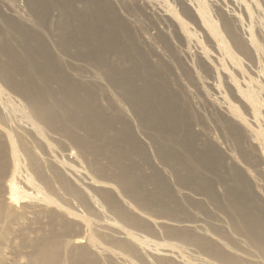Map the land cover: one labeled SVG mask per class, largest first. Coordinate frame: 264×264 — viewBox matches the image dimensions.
<instances>
[{
  "label": "bare ground",
  "instance_id": "1",
  "mask_svg": "<svg viewBox=\"0 0 264 264\" xmlns=\"http://www.w3.org/2000/svg\"><path fill=\"white\" fill-rule=\"evenodd\" d=\"M23 1L0 0V264H264L245 0Z\"/></svg>",
  "mask_w": 264,
  "mask_h": 264
},
{
  "label": "rangeland",
  "instance_id": "2",
  "mask_svg": "<svg viewBox=\"0 0 264 264\" xmlns=\"http://www.w3.org/2000/svg\"><path fill=\"white\" fill-rule=\"evenodd\" d=\"M14 1H16V0H11V3H14L15 5L14 4L13 5L16 6V7H17V5L18 6L20 5V7L21 6L23 7V5H25L23 0H18L20 2H17V3L14 2ZM124 1H127V0H124ZM128 1H130V0H128ZM157 1L158 0H152L151 2H156L155 4H157L158 6H161V7H164L161 4H165V3L169 2L168 5L170 7H172V5H173V7L170 10L174 9L175 10V11L173 10L174 12H178L179 11L178 8L180 9V6H178L179 4L175 0H174L175 2L173 0H168V2H166L167 0H165L164 3H157ZM160 1L163 2L162 0H160ZM221 1L228 8L233 7L232 4H231V0H221ZM129 3H132V2H129ZM171 3H173V4L170 5ZM174 3H176V5H177V6L175 5L176 7L174 6ZM245 3L247 5L248 10L251 12V15H252V17L254 19V24L256 26V28L253 30L252 37H253V40H254L256 46L258 47V54H259V57H260V65H261V76H259V77L258 76L257 77H251L253 75H252L251 69H250V62L244 56H242V55H239V56L241 58V62L244 64L245 70L247 71L246 75L253 79L254 85L258 87V90L261 93L262 98L264 99V0H245ZM165 6H167V4H165ZM132 7H134L133 4H132ZM134 9H136V8H134ZM3 11L5 12V14H6V12L8 13V11L5 8H4V10L2 9V12ZM135 12H136L137 16L139 14L138 17L140 18L141 22L144 20L142 22V25L145 26V28L148 27L149 24H150L149 22H147L148 20L145 19V17L141 14V12H139V10H136ZM174 12H173V14H174ZM237 12L240 14L241 18H243L245 20V17L243 15V13H240L238 10H237ZM26 14H27V12H26ZM169 15H171V14H169ZM146 23H148V24H146ZM193 27H194V25H193ZM194 29L198 31L196 26L194 27ZM202 38H203V43L205 42L204 45H206L208 47L209 44H207L208 43L207 40L204 41L206 38H204L203 36H202ZM208 49H209V47H208ZM79 65H80V67H82L81 65H83V64H79ZM214 118L222 123V120H220L219 116L214 115ZM211 212H213V211H211ZM211 212H210V214H211ZM224 212H225L224 214L220 213V216H219L220 217L219 220L221 221V224L222 225L226 224L227 227L230 228L231 232L237 238L242 239L246 243H253L252 235L245 228L244 224L242 223V220H241L240 216L234 211V209H232V208L225 209ZM210 214L209 215L206 214L205 216H209L210 218L207 217V219L209 218L208 219L209 222H213L214 221L213 216L214 215L218 216V213L213 212L212 217H211ZM210 219H212V220H210Z\"/></svg>",
  "mask_w": 264,
  "mask_h": 264
}]
</instances>
